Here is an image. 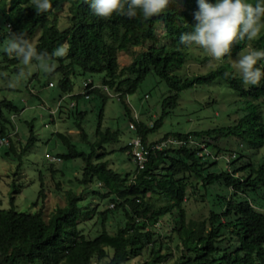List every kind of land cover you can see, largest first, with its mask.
Wrapping results in <instances>:
<instances>
[{"label":"trees","instance_id":"16d2710c","mask_svg":"<svg viewBox=\"0 0 264 264\" xmlns=\"http://www.w3.org/2000/svg\"><path fill=\"white\" fill-rule=\"evenodd\" d=\"M50 2L52 8L40 12L34 0H0L6 30L3 38L7 39V26H10L12 32L26 33L29 40L38 33L34 44L38 51L51 54L59 46L68 47L64 57L55 56L47 61L50 65L47 74L57 79L56 84L49 87H57L60 94L57 102L67 96L59 107L55 105L50 116L57 112L71 117L85 150H78L69 135L59 131L51 134L65 149L55 155L59 162L80 160L79 175L68 180V188L62 191L63 206L54 208L46 220L42 217V208L34 213L17 211L13 195L20 189H13L10 207L0 208V264H100L101 261L125 264L145 251L149 259L142 264H161L170 256L161 251H169L168 243L171 242L169 238L165 242L160 233V221L164 217L170 218L171 230L177 240L175 249L179 255L175 264H264V157L255 160L246 153L252 154L264 143V76L259 85H247L242 77L233 74L228 63L190 78H180L173 73L184 65L189 57L188 50L196 46H184L179 38L182 33L194 30L193 14L199 10L197 0H169L161 13L148 18L139 9L132 18L120 13L101 18L92 12V0ZM206 2L215 4L216 0ZM61 12L65 13L67 23L62 30L58 28L57 16ZM161 39L168 43L159 44ZM248 44L252 49L264 51V31L255 39L238 38L230 46V52L234 53L235 47L244 49ZM133 48L140 51L135 53L130 50ZM118 52L132 56L129 65H117ZM1 56L0 71L14 67L22 60L7 51ZM257 66L264 71L263 58ZM149 74L162 81L170 95L163 99L162 111L151 126L137 118L129 122L134 129H128L133 132V138L140 139L146 155L142 168L133 161V171L121 175L110 168L105 159L108 155L106 147L119 141V131L102 129L103 106L112 94L123 103V98L133 94ZM92 75L101 76L100 86L88 79L85 92L72 95L71 78ZM217 79H221L243 102L239 108L242 115L233 126L167 133L158 141L147 143L148 136L162 126L168 110L178 105L182 91L211 85ZM85 95L87 99L94 95L101 103L91 139L82 127L86 112L77 107L78 99ZM69 100L74 101L73 107L67 106ZM124 108L128 114L127 107ZM20 112L21 109L11 101L0 100V139H7L4 158L17 161L14 180L19 175L22 157L37 141L32 120L26 122L25 142L18 138L13 119ZM216 137L240 142L237 152H230L234 156L227 163L220 158L199 155L200 146L212 152L211 155L221 153L222 149L210 143V139ZM169 138L183 144L160 150L152 148ZM242 144L244 148L240 149ZM118 150L126 153L128 160H133L127 144ZM52 164L48 162L46 168L54 174L58 171ZM220 165L224 167H218ZM38 178L39 190L34 206L43 205L47 190L50 192L44 186L41 174ZM191 179L198 184L209 204L208 216L201 221L185 218L183 203ZM77 187L78 193L74 190ZM53 191H60L59 183L53 184ZM88 196L97 197L105 207L94 212L96 219L92 227L85 230L79 224L82 218H91L92 212L83 205ZM108 203L111 208L106 205Z\"/></svg>","mask_w":264,"mask_h":264},{"label":"rangeland","instance_id":"374dc122","mask_svg":"<svg viewBox=\"0 0 264 264\" xmlns=\"http://www.w3.org/2000/svg\"><path fill=\"white\" fill-rule=\"evenodd\" d=\"M246 2L252 3V0H246ZM64 14V12L57 14L60 30L67 27ZM262 23H264L263 19ZM5 31L4 20L0 13V59L2 57L1 53L6 51L7 47L6 38H3ZM160 31L158 28L157 32L160 33ZM263 31L264 27L261 28L259 35ZM37 37L38 33L30 40L33 46ZM167 43L168 41L163 39L159 41V44ZM251 49V44L240 50L235 47L234 53L229 52L225 58L216 60L207 50L196 45L188 50L189 57L184 65L179 70L173 71V73L180 78H190L194 75H204L216 69L219 65L228 63L233 74L242 77L236 62L239 57L246 55ZM130 50L135 53L140 51L139 48ZM131 58L130 54L118 52L116 56L117 65L119 67L127 66L130 64ZM48 72L49 68L45 67V62L38 60L30 62L29 65H25L21 60L14 67L0 71V76L3 77H0V100L11 101L12 104L21 109V112L13 119L18 138L22 143L25 142L28 133L26 122L32 120L34 135L37 139L32 150L22 157L19 175L15 180L13 173L16 170L17 161L4 158L3 154L6 146H0V208H9V198L13 189H20L18 194L13 195L14 208L19 212L26 213H34L42 208L44 220L54 208L63 206L62 191L68 188V180H73L74 177L79 175L81 167V162L77 159L53 163L52 166L58 171L54 174L47 170L46 156H55L65 151L51 134L59 131L69 135L70 140L78 150H85L84 145L80 142V136L73 127L71 117L66 118L65 114H57V112L52 117L50 116L55 110L60 94L56 86L54 88L46 86L48 80L54 85L57 81L56 77L48 75ZM100 77V75L72 77V95L82 94V82L85 79L91 80L95 86L99 87L101 84ZM169 95L167 86L157 77L149 74L133 94L123 98V103L113 94L110 95V98L107 97V101L103 106L102 129L109 128L110 130L119 131V141L106 147L108 155L105 159L110 168L121 175L133 171V160H128L126 153L118 150L133 138V132L128 129V124L136 117L137 120L145 121L148 126H151L162 111L163 99ZM145 96L147 98H144ZM77 103L78 109L86 112L82 127L88 138L91 139L101 107L100 100L91 95L87 100L83 97L79 98ZM177 104L174 109L168 110L162 126L155 133L148 136L147 143L158 141L167 133H187L233 126L242 115L239 108L243 105V102L221 79H217L211 85L196 86L182 91L179 94ZM124 106L127 107L128 114H126ZM262 115L264 118V110H262ZM210 143L223 150H221L220 155L229 154L233 150L237 152L240 144L239 141L233 138L229 140L219 137L210 139ZM243 146L242 144L240 149L244 148ZM246 153L251 155L252 159L260 160L264 157V143L260 148L253 150L252 154L251 152ZM218 167L224 166L220 165ZM39 174L42 176L44 186L50 189V192L47 190L43 205L39 203L38 206H34L33 203L39 190ZM190 181L191 186L187 189V197L183 203L185 218L186 220L201 221L208 216L209 204L195 180L191 179ZM54 183L60 184V191H53ZM74 190L76 193L80 191L79 187L74 188ZM83 205L84 209L92 212L90 219L82 218L79 224V227L87 230L92 227L96 219L94 212L103 210L105 204L95 196H88ZM106 205L111 208V203ZM160 223V233L162 237H165L162 239L165 242L168 241L167 238L171 239V242L168 243L169 251L165 249L161 251V253H169L170 256L161 264H175L179 254L175 249L177 240H175L174 233L171 230L172 223L170 218L167 217L162 218ZM109 231L112 232L111 229ZM148 259V253L145 251L138 257L130 258L125 264H142ZM104 263V261L100 262V264Z\"/></svg>","mask_w":264,"mask_h":264},{"label":"clouds","instance_id":"9594fccd","mask_svg":"<svg viewBox=\"0 0 264 264\" xmlns=\"http://www.w3.org/2000/svg\"><path fill=\"white\" fill-rule=\"evenodd\" d=\"M35 7L40 12H47L52 8L50 0H34ZM169 4V0H92V12L101 18H108L113 13H120L129 18L135 17L137 10L142 11L145 18L153 17L162 12ZM198 11L195 12V26L193 31L180 35V43L184 46L193 44L207 50L212 57L220 60L230 52V46L239 38L249 40L257 37L264 27V0H256L255 4L246 0H216L215 4L206 0H197ZM126 6V7H125ZM6 39V51L21 57L25 65H29L35 58L44 61L45 67L50 69L46 62L52 57H64L68 47L61 46L51 54L47 51H38L26 33L12 32L10 26ZM264 58V51L251 49L246 55L239 57L236 62L243 81L247 85L256 86L261 82L264 71L257 66L258 61ZM145 98V97H144ZM147 98V97H146ZM212 153V152H211ZM212 158H220L227 163L234 154H212Z\"/></svg>","mask_w":264,"mask_h":264},{"label":"built area","instance_id":"2783aa9c","mask_svg":"<svg viewBox=\"0 0 264 264\" xmlns=\"http://www.w3.org/2000/svg\"><path fill=\"white\" fill-rule=\"evenodd\" d=\"M89 82H90L89 80H86V81H84V82L82 83V89H83V92H82V93L85 92V89L88 87ZM52 86H53L52 82H49V83H48V87H52ZM92 87H93V86H92ZM92 87H90L89 89H91ZM104 90H105V89H104ZM84 98L87 99L88 96L85 95ZM145 98H146V96H145ZM66 99H67V96L61 98V99L57 102V104H56V108L59 107V105H60L64 100H66ZM74 104H75V103H74V101H72V100H71V101L69 100V101L67 102V106H68V107H73ZM52 113H53V112H52ZM135 118H136V117H134V119H135ZM128 127H129V129H134V126H133L132 123H130V124L128 125ZM182 144H183V142L180 141V140L169 138V139H167L166 141H162V142H160V143H158V144L152 146V148H155V149H157V150H160V149H162V148H164V147H166V146H169V145H170V146H171V145H173V146H181ZM1 145L6 146V145H7V139H5V138L0 139V146H1ZM127 145L130 147L131 154H132V159H133L134 163H135L139 168H142V165H143V163H144V161H145L146 151L144 150V146L142 145L140 139H139L138 137H135V138L129 140V142L127 143ZM200 147L202 148V150H201V153H200L199 155L204 154L205 156L213 157V156L211 155L210 151L207 150V149H205L204 146H200ZM46 160H47L49 163H57V162L60 161V159H59L58 157H56V156H46Z\"/></svg>","mask_w":264,"mask_h":264}]
</instances>
